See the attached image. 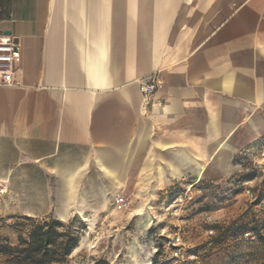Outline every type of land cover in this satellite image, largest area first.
Returning a JSON list of instances; mask_svg holds the SVG:
<instances>
[{"label": "crops", "instance_id": "0c3cea01", "mask_svg": "<svg viewBox=\"0 0 264 264\" xmlns=\"http://www.w3.org/2000/svg\"><path fill=\"white\" fill-rule=\"evenodd\" d=\"M0 36V173L68 165L64 204H146L264 138V0H0Z\"/></svg>", "mask_w": 264, "mask_h": 264}, {"label": "rangeland", "instance_id": "374dc122", "mask_svg": "<svg viewBox=\"0 0 264 264\" xmlns=\"http://www.w3.org/2000/svg\"><path fill=\"white\" fill-rule=\"evenodd\" d=\"M68 167L0 173L1 240L16 244L26 218L57 219L79 232L66 264H152L158 248L157 264H264V138L228 172L211 162L142 205L64 204Z\"/></svg>", "mask_w": 264, "mask_h": 264}, {"label": "trees", "instance_id": "16d2710c", "mask_svg": "<svg viewBox=\"0 0 264 264\" xmlns=\"http://www.w3.org/2000/svg\"><path fill=\"white\" fill-rule=\"evenodd\" d=\"M25 220L28 225L20 230L16 244L0 239V264H66L79 244V232L72 224L57 219ZM160 253L158 248L152 264L158 263Z\"/></svg>", "mask_w": 264, "mask_h": 264}, {"label": "built area", "instance_id": "2783aa9c", "mask_svg": "<svg viewBox=\"0 0 264 264\" xmlns=\"http://www.w3.org/2000/svg\"><path fill=\"white\" fill-rule=\"evenodd\" d=\"M21 60V48L16 40L11 36H0V87L15 85ZM139 85L144 104L148 106L162 88V80L156 73L140 80Z\"/></svg>", "mask_w": 264, "mask_h": 264}]
</instances>
